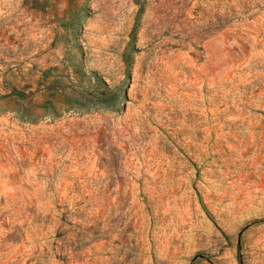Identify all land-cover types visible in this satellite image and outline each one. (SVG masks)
<instances>
[{
  "label": "rangeland",
  "instance_id": "1",
  "mask_svg": "<svg viewBox=\"0 0 264 264\" xmlns=\"http://www.w3.org/2000/svg\"><path fill=\"white\" fill-rule=\"evenodd\" d=\"M0 264H264V0H0Z\"/></svg>",
  "mask_w": 264,
  "mask_h": 264
}]
</instances>
